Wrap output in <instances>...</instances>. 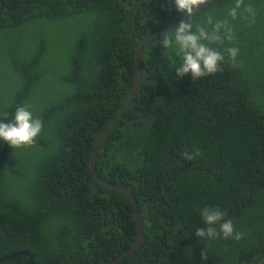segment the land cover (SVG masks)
<instances>
[{
  "label": "trees",
  "instance_id": "1",
  "mask_svg": "<svg viewBox=\"0 0 264 264\" xmlns=\"http://www.w3.org/2000/svg\"><path fill=\"white\" fill-rule=\"evenodd\" d=\"M235 3L212 0L186 21L231 30V41H203L222 72L178 77V46L161 45L177 27L142 49L138 90L97 157L134 206L94 179L91 157L132 90L136 46L184 14L173 0H0V120L26 105L43 121L30 145L0 139V264H110L139 237L136 208L142 241L117 264L264 260V0L233 18ZM204 207L244 238L196 237Z\"/></svg>",
  "mask_w": 264,
  "mask_h": 264
},
{
  "label": "clouds",
  "instance_id": "2",
  "mask_svg": "<svg viewBox=\"0 0 264 264\" xmlns=\"http://www.w3.org/2000/svg\"><path fill=\"white\" fill-rule=\"evenodd\" d=\"M205 2L206 0H173L175 10L184 14V16H191ZM243 3L244 0H236L235 7L232 8L230 13L233 18L236 17L237 9ZM245 10L253 12L251 6H247ZM186 21L181 22L177 26L174 37L165 34L161 40V45L165 49L171 48L174 45L179 48L182 62L175 68L177 76L183 78L185 75L190 74L192 79L196 81L217 72H222L221 63L224 60V56L220 51L209 47L203 41H208L209 43L216 41L223 42L225 38L231 41L233 38L231 30L226 29L224 35L221 36L220 32L224 25L222 23H215L214 27L210 30L201 27L197 31H193L192 25L186 23ZM209 24H212L211 20ZM227 52L234 61L238 56L239 49L232 47L228 48ZM42 130L43 121L40 118L34 117L32 111L26 105H22L16 109L14 117L10 122L0 120V139L13 148L32 144ZM200 154V150L196 149L191 154L185 152L183 155L188 160H194ZM200 214L207 227L198 228L195 231L196 237L212 239L222 233L225 239L233 238L239 241L244 238L245 233L237 232L233 222L224 218L225 213L219 207H204L200 210ZM217 226L219 231L217 230ZM202 258L206 259L205 250L202 252Z\"/></svg>",
  "mask_w": 264,
  "mask_h": 264
},
{
  "label": "water",
  "instance_id": "3",
  "mask_svg": "<svg viewBox=\"0 0 264 264\" xmlns=\"http://www.w3.org/2000/svg\"><path fill=\"white\" fill-rule=\"evenodd\" d=\"M212 0H206L205 3L201 4L194 12L193 14L197 13L200 9H202L206 4H208L209 2H211ZM193 14L191 16H187L185 15L184 17H182L181 19H178L177 21H175L173 24L157 31L154 32L152 34H150L147 38H145L144 40H142L135 48V63H136V77H135V82L134 85L132 87V90L130 92V94L128 95L127 99L125 100V102L123 103V105L121 106L119 112L116 114L115 118L113 119V121L110 123V125L108 126V128L105 130V132L102 134V136L100 137L99 141L97 142L92 157H91V171L93 174L94 179L103 187L105 188H109V189H114V190H119L121 192H123L124 194H126L130 200L132 201L133 205L136 206V200L135 197L133 196V194L131 193V191H129L127 188L123 187V186H119L116 184H111L108 183L106 181H104L98 174L97 172V157L99 154V151L101 149V146L103 145L105 139L107 138V136L109 135V133L113 130V128L116 126V124L118 123V121L120 120V118L122 117V115L124 114V112L126 111V109L128 108V106L130 105L135 93L138 90V87L140 85L141 82V78H142V64H141V52L143 47L150 42L151 40H153L154 38L163 35L167 32H170L171 30L175 29L181 22H185L187 19H189L190 17L193 16ZM8 148V145H6L5 149H4V153L6 152ZM135 218H136V222H137V227L139 230V237L134 245V247L128 252L126 253L124 256L119 257V259H117L116 261L110 263V264H117V262H119L122 258H124L125 256L131 254L136 248H138L140 246V243L142 241V237H143V221L141 218V214L138 211V208L135 209ZM21 254H25V252H18L14 255H12L10 258H15L18 255ZM260 264H264V260L261 261Z\"/></svg>",
  "mask_w": 264,
  "mask_h": 264
}]
</instances>
